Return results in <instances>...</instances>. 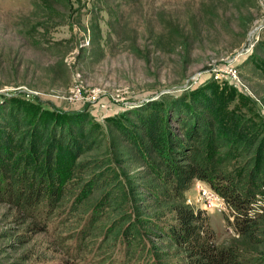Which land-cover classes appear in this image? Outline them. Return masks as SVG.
Instances as JSON below:
<instances>
[{"label":"rangeland","instance_id":"374dc122","mask_svg":"<svg viewBox=\"0 0 264 264\" xmlns=\"http://www.w3.org/2000/svg\"><path fill=\"white\" fill-rule=\"evenodd\" d=\"M225 67L235 82L215 79ZM193 91L264 129V0H0V96L30 119L77 115L96 130L91 169L76 171L51 216L0 201V264H186L152 199L162 182L117 129L143 104ZM89 175L105 183L73 212ZM208 217L217 243L238 239L223 214ZM254 239L244 258L264 264V234Z\"/></svg>","mask_w":264,"mask_h":264},{"label":"trees","instance_id":"16d2710c","mask_svg":"<svg viewBox=\"0 0 264 264\" xmlns=\"http://www.w3.org/2000/svg\"><path fill=\"white\" fill-rule=\"evenodd\" d=\"M196 93L166 94L143 104L137 120L124 123L126 129L119 126V137L162 182L152 199L168 210L165 238L186 264H247L245 245L264 234V218L254 210L257 202L260 211L264 208V129L233 111L223 112L225 104L218 110L210 94ZM0 98V201L18 214L51 216L76 171L91 169L83 159L96 147V130L77 115H60L55 123L52 118L58 117L46 111L47 119H30L17 99ZM88 177L77 186L81 192L70 205L73 212L106 180ZM196 180L232 208L234 221L228 225L237 240L217 243L209 217L185 204Z\"/></svg>","mask_w":264,"mask_h":264},{"label":"built area","instance_id":"2783aa9c","mask_svg":"<svg viewBox=\"0 0 264 264\" xmlns=\"http://www.w3.org/2000/svg\"><path fill=\"white\" fill-rule=\"evenodd\" d=\"M214 77L216 80L225 78L231 82L236 81V74L233 67H225L217 70V73L214 74ZM192 189L195 191L196 197L194 200H192L191 197L186 198L185 204L192 208L195 213L200 211L207 216L208 213L214 212L223 214L226 222L225 225L228 227V229L225 230V233L228 236H234L235 233L233 228L228 225V223H233L234 221L233 211L232 208L225 202V200L202 181H194ZM257 203L258 204L254 206V210L256 212H261L259 210V206L262 204H260V202Z\"/></svg>","mask_w":264,"mask_h":264}]
</instances>
